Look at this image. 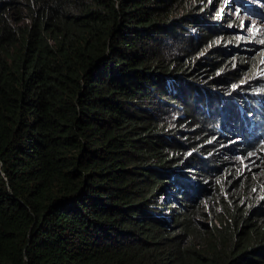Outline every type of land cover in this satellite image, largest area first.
<instances>
[{
    "label": "trees",
    "instance_id": "1",
    "mask_svg": "<svg viewBox=\"0 0 264 264\" xmlns=\"http://www.w3.org/2000/svg\"><path fill=\"white\" fill-rule=\"evenodd\" d=\"M210 7L0 0V264H264V45Z\"/></svg>",
    "mask_w": 264,
    "mask_h": 264
},
{
    "label": "rangeland",
    "instance_id": "2",
    "mask_svg": "<svg viewBox=\"0 0 264 264\" xmlns=\"http://www.w3.org/2000/svg\"><path fill=\"white\" fill-rule=\"evenodd\" d=\"M207 3L211 4L210 14L212 19L214 21H224L222 28L227 29V31L230 30L228 32L232 33L233 41L235 35L238 42L243 43L244 46L254 43L255 48L250 49V51L253 54L261 53L260 47L264 45V0H225L220 5H216L214 0H207ZM190 29L194 28L191 27ZM195 33L197 32L195 31ZM262 64L263 61L255 66L251 72L245 70L239 73L238 76H241L239 82L232 89L238 90L240 87L246 86L249 78H264V66ZM252 89L246 93L264 101V87L254 86ZM236 142L237 140L233 139L232 143L229 144L234 145ZM258 154L264 158L262 151H257L256 157L259 156ZM253 159V157H247L242 161L243 166H250ZM166 210L168 212V209ZM167 212L162 213L167 214Z\"/></svg>",
    "mask_w": 264,
    "mask_h": 264
},
{
    "label": "clouds",
    "instance_id": "3",
    "mask_svg": "<svg viewBox=\"0 0 264 264\" xmlns=\"http://www.w3.org/2000/svg\"><path fill=\"white\" fill-rule=\"evenodd\" d=\"M248 95H250V94H248ZM250 96H251V95H250ZM251 97H253L254 99L258 100V101L261 103V108L264 107V101H263V99L261 100V98H257V97H254V96H251ZM263 97H264V96H263ZM263 97H262V98H263ZM252 108H254V107H252ZM260 116L263 117L262 114H260ZM250 118L253 120V117H250ZM263 144H264V142L262 143V145H263ZM258 149H259V147H258ZM258 149H257V150H258ZM258 151H259V150H258ZM256 152H257V151H256ZM161 202L164 204V203H165L164 199H163V200H160V203H161ZM163 210H164V209H163ZM165 210H166V208H165ZM162 212H164V211H160L158 214L161 215V214H163ZM165 212H167V210H166ZM167 213H168V212H167Z\"/></svg>",
    "mask_w": 264,
    "mask_h": 264
}]
</instances>
